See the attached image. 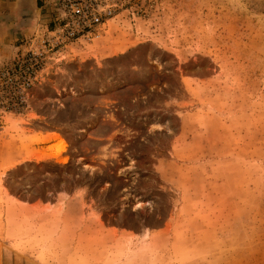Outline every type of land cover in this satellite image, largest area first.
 <instances>
[{"label":"rangeland","instance_id":"obj_1","mask_svg":"<svg viewBox=\"0 0 264 264\" xmlns=\"http://www.w3.org/2000/svg\"><path fill=\"white\" fill-rule=\"evenodd\" d=\"M48 68L0 123L1 249L264 264V0H137Z\"/></svg>","mask_w":264,"mask_h":264},{"label":"built area","instance_id":"obj_2","mask_svg":"<svg viewBox=\"0 0 264 264\" xmlns=\"http://www.w3.org/2000/svg\"><path fill=\"white\" fill-rule=\"evenodd\" d=\"M53 16V28L26 37L8 60H0V123L8 114L29 108L32 88L45 76L50 61L70 46L94 42L111 19L137 0H42Z\"/></svg>","mask_w":264,"mask_h":264},{"label":"crops","instance_id":"obj_3","mask_svg":"<svg viewBox=\"0 0 264 264\" xmlns=\"http://www.w3.org/2000/svg\"><path fill=\"white\" fill-rule=\"evenodd\" d=\"M53 24L52 12L42 0H0V60L13 57L26 37L51 29ZM11 242L6 245L12 251L0 248V264H36L37 259H22L16 243Z\"/></svg>","mask_w":264,"mask_h":264}]
</instances>
